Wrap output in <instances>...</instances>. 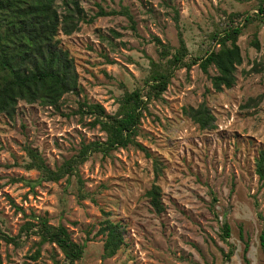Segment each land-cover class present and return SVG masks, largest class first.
<instances>
[{"label":"rangeland","instance_id":"obj_1","mask_svg":"<svg viewBox=\"0 0 264 264\" xmlns=\"http://www.w3.org/2000/svg\"><path fill=\"white\" fill-rule=\"evenodd\" d=\"M78 2L84 20L73 33L56 35L73 59L76 91L63 94L57 107L20 99L12 116L0 114V231L17 235L35 215L62 224L73 241L84 243L73 264H245L244 254L248 264H264L258 217H264V178L255 170L264 149V14L258 9L264 0ZM124 8L131 18L108 13ZM232 23L241 26L242 60L230 88L214 90L213 64L207 73L198 64L180 66L160 98L142 111L135 139L143 149L93 153L57 180L27 168L28 148L55 170L82 142L105 140L80 104L100 103L113 114L125 91L145 92L151 62L165 60L155 38L173 53L181 31L188 62L217 50L216 35ZM255 35L259 48L252 45ZM202 103L214 117L212 127L200 128L185 112ZM155 163L161 168L156 177ZM154 184L162 212L152 209L146 194ZM106 218L124 228V243L110 257L103 256L98 232ZM224 221L230 225L226 241L220 236ZM0 253V264H68L55 244L39 243L33 234H21L17 246L1 240Z\"/></svg>","mask_w":264,"mask_h":264},{"label":"trees","instance_id":"obj_2","mask_svg":"<svg viewBox=\"0 0 264 264\" xmlns=\"http://www.w3.org/2000/svg\"><path fill=\"white\" fill-rule=\"evenodd\" d=\"M59 4L61 6H59ZM59 7L63 10L59 11ZM259 11L264 14V5ZM109 14L122 13L131 18L126 8L120 11H109ZM98 14H105L100 10ZM238 17L239 13H234ZM90 17L88 20H92ZM84 20L82 8L78 0H0V114L12 116L20 99L27 102L40 101L43 104L57 107L63 94L75 92L77 88V73L72 57L66 49L59 46L56 39L58 31L71 34L78 29L79 23ZM250 17L245 16L244 21L249 22ZM174 21H178L175 10ZM241 26L230 24L216 35L219 44L217 50H210L203 57L184 61L187 47L178 32L179 46L171 53V47L155 38L160 47V57L164 62H151V71L146 80V91L136 88L125 91L119 99L115 113L107 114L100 103H82V112L94 116L91 125H99L106 133L105 140H92L82 142L77 152L56 168H48L38 153L28 148L27 154L31 161L27 168H36L43 173L44 178L57 180L66 174H71L77 166L87 160L93 153L108 154L119 147L129 145L143 149L136 136L139 134V124L142 111L146 109L150 99H158L166 90L173 72L180 66L189 68L198 64L201 70L207 73L209 65H214L217 74L212 76L211 84L214 90L221 91L230 88L235 83L236 65L241 63L242 57L237 44ZM252 45L259 48V41L252 40ZM200 128L213 126L214 117L205 104L185 111ZM147 154V152H146ZM148 155V154H147ZM256 173L259 179L264 178V149L256 160ZM161 172L155 163L154 176ZM80 184H82V181ZM152 209L162 212L164 209L160 188L154 184L146 192ZM84 198V195H80ZM212 200L216 197L213 195ZM36 221L27 220L19 228L17 235H10L0 231V241L19 245L21 234H33L39 237V243H53L63 253L68 264L79 260L84 250V243L73 241L67 228L62 224H50L46 217L33 216ZM264 222V217L258 214ZM104 235L103 256L114 255L124 243V228L120 222L109 218L101 221L98 230ZM221 239L226 241L230 236V225L224 221L221 224ZM259 244L264 253V225L259 234ZM247 250L245 245L244 253ZM232 249L224 253L225 260H229ZM245 264H248L246 255H243ZM1 263V253H0Z\"/></svg>","mask_w":264,"mask_h":264}]
</instances>
